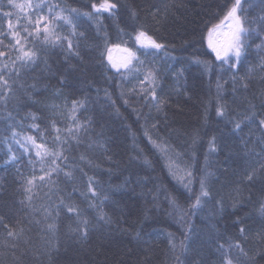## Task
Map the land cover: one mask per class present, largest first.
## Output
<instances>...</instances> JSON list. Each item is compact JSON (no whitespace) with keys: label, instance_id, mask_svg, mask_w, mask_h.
Listing matches in <instances>:
<instances>
[{"label":"trees","instance_id":"16d2710c","mask_svg":"<svg viewBox=\"0 0 264 264\" xmlns=\"http://www.w3.org/2000/svg\"><path fill=\"white\" fill-rule=\"evenodd\" d=\"M49 2L80 11L72 25L60 21L56 29L73 47L29 36L26 47L46 49L34 64L21 68L17 61L13 68L14 50L0 57V74L12 84L0 102V264H178L177 257L179 264H225L227 258L264 264L260 0L244 4L252 35L235 67L217 61L207 44L208 28L234 0H117L114 15L93 19L83 15L93 0ZM3 10L13 12L15 23L19 10ZM29 11L19 12L20 24ZM0 24L6 31V21ZM139 31L165 47L142 48L135 41ZM3 40L0 50L8 52L15 41ZM117 44L136 53L138 72L111 67L107 49ZM197 59L210 62L211 70ZM148 70L156 74L160 111L142 91L152 87L142 83ZM73 101L80 102L75 110ZM28 136L62 157L41 163ZM57 165L51 181L39 180ZM202 177L209 195L193 208ZM83 221L86 238L77 231Z\"/></svg>","mask_w":264,"mask_h":264},{"label":"snow or ice","instance_id":"6c2138e0","mask_svg":"<svg viewBox=\"0 0 264 264\" xmlns=\"http://www.w3.org/2000/svg\"><path fill=\"white\" fill-rule=\"evenodd\" d=\"M247 2V0H234L231 7L228 9L224 16V20L221 21V24L213 25L212 27L208 28V47L212 50V52L215 54V58L217 61H221L224 64H229L231 67H235V64H233V60L236 62L240 61V58L244 52L245 49V41L246 39L250 38L252 33L251 31L245 27V17L243 13L245 12L244 4ZM260 3L264 5V0H260ZM7 7L9 9H15L19 10V12H25V10H31L26 14V23L20 24V17L19 12L16 13L17 19L16 22H13V12L12 11H4L3 9ZM90 8L92 11L90 12H84L83 15L88 16L90 19H93L95 15H102L104 13H108L109 15H114L115 12L118 10L119 5L117 3V0H99V2H93L90 4ZM45 9H47V13L45 14ZM65 11H67L69 14L65 15ZM81 15L80 11L75 8H65L62 7L60 3L58 2H49V0H25L24 3H17L16 0H7V5L3 4L2 0H0V21H6V31L4 30L3 24H0V45H3L4 40L3 38H6L8 36H11L12 39L15 41V43L9 42V44L6 46L9 51L5 52L3 50H0V57H4L6 55H9L11 51H15L17 54L15 56V59L11 61L12 67H16V62L19 61L20 67H25L29 64H34L38 58H40L41 54L46 51V49L36 48L35 44H33V47L28 48L25 45L28 43V37L34 36L35 38H39L43 36V44L44 45H52L56 46L58 43L63 44L64 41L68 42V47L72 48L73 44L71 40H69L67 37H61L56 34V29L59 26L58 22L63 21V23L72 25V21L75 18H78ZM224 21L228 22V31L224 32V40L222 42H217L213 39L214 35H218L221 26L223 25ZM260 24H261V31H264V16L260 18ZM19 25V27H18ZM74 27V26H73ZM21 31L26 33L24 37H21ZM22 40L24 41L22 43ZM135 41L137 44H139L142 48H152V49H162L165 46L162 43H158L156 40H154L150 35H148L145 31H139L135 35ZM115 47L119 48V45L117 44ZM108 61L113 69H115L117 72H120L121 69H125L129 72L133 70L135 67V70L138 72L139 68L133 65V60H137L138 64L142 65V62L138 60L136 57V53L131 51L130 49H123L124 52L127 53V56L123 58L121 62H117L113 59L111 52L112 49L108 48ZM147 54V53H146ZM103 55V54H102ZM198 64H202L206 71L211 70V64L208 61H201L197 59L195 61ZM131 66V67H130ZM4 67L6 68L7 65L5 64ZM262 68H264V65H262ZM18 74V70H17ZM156 74L152 70H148L147 74L144 77L143 82H147L149 85H152L150 88H142V91L145 92L146 99L147 96L152 97L153 104L157 111L161 110L162 104L164 103L162 100H158L156 98L155 93V84H156ZM219 89V84L217 85ZM12 92V84L9 82L8 79L5 78L3 74H0V102L5 101L8 98V94ZM127 103V101H125ZM80 102L73 101L74 110L77 106H79ZM223 108L218 107L217 108V115H223ZM260 125L264 126V120L260 121ZM34 127H38L37 125H33ZM236 128H240V123H237ZM53 127H55V124H53ZM153 127H156V125H153ZM57 132H59V129H56ZM69 134L71 135V130H69ZM147 135V132L145 133ZM16 136V133L13 132V137ZM57 140H59V136L56 137ZM151 139V137H149ZM26 140L31 143V145L35 148V156L39 158L41 163H43L44 159L46 157H53V163H55L56 159H60L62 157V152H54L49 151L47 147L44 144H38L36 142V138L32 136L26 137ZM17 143H20V141H16ZM156 147L161 148L162 151H167L166 148H162L160 144H156L155 141H152ZM212 147L210 148V151H214V138L211 142ZM21 147L25 148V151H29L27 147H25L24 144H21ZM11 150V149H10ZM12 160H15L16 157H11ZM31 163V161H30ZM147 163V161H146ZM59 169V166L55 168H51L47 171H44L42 168L41 171H44V175H41L39 177V180L41 182H45V177H48V180L51 181V175L53 172H57ZM186 176L189 177L187 182L184 184L186 188L190 190V184H191V176L192 173L190 171H187ZM66 176H70V172L65 173ZM254 178V174H249L247 179L252 180ZM181 182H184L185 177L181 176L179 177ZM206 177H202L200 179V194L196 197L195 203L192 205L193 208H198L201 206L202 198L207 197L209 195L208 191L206 190L207 184H206ZM35 180L36 177L29 178L27 180L28 187L25 188L26 192H31L32 188L35 186ZM29 200H31V196L28 197ZM174 206L175 201H173ZM68 212H73V207H68ZM262 211H264V205H262ZM106 223L110 222L108 220L105 221ZM83 231H80L78 228L77 231L80 232L81 238L87 237V221H83ZM48 228L50 230L54 229V225L49 224ZM243 232V229H241ZM9 236H12L13 233L9 231ZM173 249L176 248V245H172ZM181 247H183V243L181 244ZM237 248H240L239 244L236 245ZM240 252L243 253V249L240 248ZM246 255V254H245ZM178 264H179V257H177ZM225 264H233V260L231 258H227L225 261Z\"/></svg>","mask_w":264,"mask_h":264},{"label":"rangeland","instance_id":"374dc122","mask_svg":"<svg viewBox=\"0 0 264 264\" xmlns=\"http://www.w3.org/2000/svg\"><path fill=\"white\" fill-rule=\"evenodd\" d=\"M224 18L221 20L223 21ZM221 21H219L218 23H216L215 25L221 24ZM228 31V22L224 21L223 25L221 26V30L219 32L218 35H214L213 39L216 40L217 42H222L224 40V32ZM207 44H208V39H207ZM123 47H114L112 48V52L111 55L113 57V59L117 62H121L123 60V58H125L127 56V53L123 51ZM134 61V60H133ZM133 63V62H132Z\"/></svg>","mask_w":264,"mask_h":264}]
</instances>
